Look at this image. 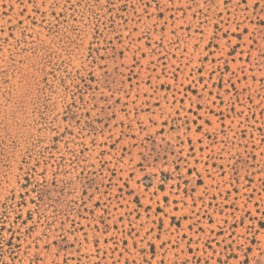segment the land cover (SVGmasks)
Returning a JSON list of instances; mask_svg holds the SVG:
<instances>
[{
    "label": "rangeland",
    "instance_id": "1",
    "mask_svg": "<svg viewBox=\"0 0 264 264\" xmlns=\"http://www.w3.org/2000/svg\"><path fill=\"white\" fill-rule=\"evenodd\" d=\"M0 264H264V0H0Z\"/></svg>",
    "mask_w": 264,
    "mask_h": 264
}]
</instances>
